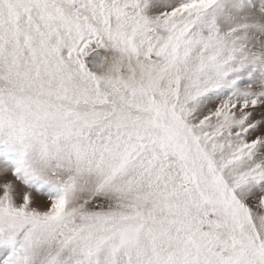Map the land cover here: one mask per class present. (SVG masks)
<instances>
[{
  "label": "snow or ice",
  "instance_id": "6c2138e0",
  "mask_svg": "<svg viewBox=\"0 0 264 264\" xmlns=\"http://www.w3.org/2000/svg\"><path fill=\"white\" fill-rule=\"evenodd\" d=\"M0 264H264V0H0Z\"/></svg>",
  "mask_w": 264,
  "mask_h": 264
}]
</instances>
